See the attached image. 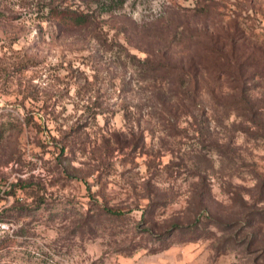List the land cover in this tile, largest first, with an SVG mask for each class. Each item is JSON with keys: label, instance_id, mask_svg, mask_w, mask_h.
Masks as SVG:
<instances>
[{"label": "rangeland", "instance_id": "obj_1", "mask_svg": "<svg viewBox=\"0 0 264 264\" xmlns=\"http://www.w3.org/2000/svg\"><path fill=\"white\" fill-rule=\"evenodd\" d=\"M67 2L91 21L64 27ZM263 54L264 0H0V264H264V223L245 216L264 209V133L216 104L209 69L178 109L145 74L240 60L264 102ZM197 214L217 222L169 237Z\"/></svg>", "mask_w": 264, "mask_h": 264}, {"label": "trees", "instance_id": "obj_2", "mask_svg": "<svg viewBox=\"0 0 264 264\" xmlns=\"http://www.w3.org/2000/svg\"><path fill=\"white\" fill-rule=\"evenodd\" d=\"M88 1L89 0H86V2ZM92 1L95 3L97 2V4L100 5L104 11H113L121 7L126 0ZM52 14L58 18L64 27L85 26L93 18V11L87 9V7H73L69 2L63 5L61 9L53 11ZM257 62L260 63L259 61H256V63ZM216 64L217 65L215 66H208L204 63V61L182 64L177 61H172L170 58H164L163 60L160 59L156 63L147 61L145 74L148 77H153V79L161 78V81L167 80L168 90L175 98L176 109H178L185 108L190 105H196L197 95L195 93L193 83L196 80L199 70L209 69L210 76L214 79V81L218 82L220 85H226V91L220 95H217L212 91V97H214L213 99L216 104L222 107L226 113H230L233 110L235 115L249 121L257 128V131H260L256 134V136H261L264 133V102L253 98L247 90L248 86L244 82L248 80L249 74L245 72L243 62L240 60L236 62L235 60L227 59L219 64L216 62ZM233 73L237 75L235 83H232V81H235ZM250 79L253 80V77H250ZM216 147L218 150L220 149L217 144ZM225 147L229 149L228 145H225ZM227 152L228 151H219V154L222 156L225 155L230 161L232 156L228 155ZM257 177L264 181V176L257 175ZM205 200L206 198L204 196L199 195L196 201L197 206H203ZM104 212L114 218H120L124 212V207L119 205H107L104 207ZM246 215V226L252 228L253 232L257 231V226L259 224L264 223L263 208L256 209L252 215L245 214V216ZM214 221L217 222L210 215L197 214L187 223L173 222L170 227L171 233L169 237L174 234L175 231L189 235V238L199 236L203 234L209 227V224ZM167 238V236L159 234L156 236L155 240L157 242H166L169 240ZM256 240L259 241L260 239L256 238ZM138 246H142V244L131 246L129 252H132ZM163 246L166 247L168 245Z\"/></svg>", "mask_w": 264, "mask_h": 264}, {"label": "built area", "instance_id": "obj_3", "mask_svg": "<svg viewBox=\"0 0 264 264\" xmlns=\"http://www.w3.org/2000/svg\"><path fill=\"white\" fill-rule=\"evenodd\" d=\"M7 264H20V263L15 259H10L8 260Z\"/></svg>", "mask_w": 264, "mask_h": 264}]
</instances>
